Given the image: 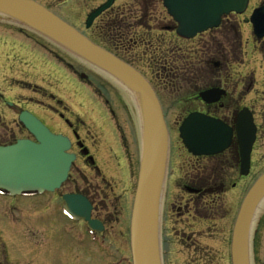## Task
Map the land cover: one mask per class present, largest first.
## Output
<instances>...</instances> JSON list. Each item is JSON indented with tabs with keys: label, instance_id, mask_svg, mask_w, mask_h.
Listing matches in <instances>:
<instances>
[{
	"label": "flooded vegetation",
	"instance_id": "af4514ba",
	"mask_svg": "<svg viewBox=\"0 0 264 264\" xmlns=\"http://www.w3.org/2000/svg\"><path fill=\"white\" fill-rule=\"evenodd\" d=\"M119 1L86 29V21L94 10L91 11L85 20L86 31L79 30L134 67L151 83L164 109L170 137L169 115L163 97L170 86L179 87L181 93L177 102L181 114L175 122L178 132L187 117L194 113L217 120L232 131L230 146L217 155L195 156L182 140L177 152L173 147L170 149L161 215L163 264H233L234 224L242 200L251 187L250 175H241L239 122L241 118L249 120L252 115L257 126L252 167L263 130L257 112L263 105L258 100L257 85L260 80L264 83V38L258 39L254 35L251 16L255 9L264 6V0H250L245 13H231L223 17L218 28L190 40L178 36L176 23L153 0H141L137 7L116 6ZM251 44L256 52L254 57L250 53ZM110 94L115 96L116 105L109 107V101L105 100L107 108H101L103 113L99 112L107 119L102 120L101 125L117 134L122 125L116 121L122 117L121 107L125 104L115 91ZM252 95L257 98L252 99ZM51 99H55L57 105L44 109L51 116L52 124L44 116L41 120L53 133L70 139V153L76 156V161L68 180L52 193L24 197L0 193V260L2 264H11L13 260V264H28L29 259L36 260L35 264H90L86 256L89 255L88 246H92L100 254L108 255L110 259L107 258L105 264H133V204L125 215L113 214L112 202L118 195L119 183L116 187L109 174L119 166L124 177L119 201L124 198L126 203L131 186L125 176L127 171L132 175L135 168L121 157L125 151L135 162L134 145L129 146V137L123 141L116 137L115 141L112 136L101 148L100 136L80 112H74L64 99L59 100L55 95H51ZM24 138L34 140L29 133ZM107 152L115 155L114 162L106 161ZM178 158L184 166L176 164ZM75 170L85 175L83 186L74 178ZM136 172L138 180V161ZM136 188L137 182L133 202ZM70 196L84 198L91 205V219L102 229L90 227L89 222L71 213V208L77 213L83 209L75 204L70 208L66 201ZM24 207L28 210L22 211ZM120 219L129 230L127 244L124 243L116 253L109 231ZM21 228L24 233L19 232ZM33 234L38 247L35 250L30 239ZM199 236L206 238L205 241H200Z\"/></svg>",
	"mask_w": 264,
	"mask_h": 264
},
{
	"label": "water",
	"instance_id": "95a60500",
	"mask_svg": "<svg viewBox=\"0 0 264 264\" xmlns=\"http://www.w3.org/2000/svg\"><path fill=\"white\" fill-rule=\"evenodd\" d=\"M115 1L109 0L93 12L87 20V28ZM163 1L178 24V35L186 39L218 27L224 15L243 13L248 3V0ZM0 16L53 42L137 98L142 119V154L132 213L133 259L134 264H162L160 212L170 139L154 89L132 66L93 43L35 0H0ZM252 23L256 34L263 37L264 6L254 12ZM19 122L36 141L23 139L0 147V188L13 196L26 192H54L67 181L75 161V156L69 153L71 142L65 136L52 133L29 112H22ZM238 130L242 175L248 176L257 132L253 117L241 118ZM179 132L184 145L195 156L219 154L231 143L232 131L227 126L198 114L190 115ZM71 202L84 207V213L79 212L78 216L88 220L87 203L80 198ZM263 202L264 174L254 183L239 211L233 232V264H253L252 229Z\"/></svg>",
	"mask_w": 264,
	"mask_h": 264
},
{
	"label": "rangeland",
	"instance_id": "374dc122",
	"mask_svg": "<svg viewBox=\"0 0 264 264\" xmlns=\"http://www.w3.org/2000/svg\"><path fill=\"white\" fill-rule=\"evenodd\" d=\"M37 1L70 25L75 27L77 25V29L80 28L83 31H86L85 20L88 14L105 2V0ZM153 2L161 9L164 7L162 0H153ZM140 4L141 0H121L116 6L137 7ZM164 11L166 12L165 9ZM4 25L21 28L16 22L0 16V134H8L10 137H15L16 139L28 137L27 131L24 130L19 123V115L23 110L31 112L39 119L44 120V117H46L48 122L52 124L51 116L45 109L49 105H57L55 99H51V95H55L57 99H64V102L69 106L71 105L74 112H80L82 114L87 124H89L92 130L96 131L100 136L101 148L106 145V139H111L112 136L115 141L116 137L118 141H123L129 137L131 141L129 146H131V144L134 145L132 151L134 150L135 153L133 159L135 162L130 160L129 155L125 151L121 160L127 159L128 164L132 163L135 170L132 171V175H129L131 173L127 171L128 175L125 176V179L130 184L129 186H131L128 194V201L126 200V203H124V198H122L121 202L119 201L121 194L120 190L122 189L120 185H122V179L124 178L119 166L116 167V171L109 174L110 180L115 183L116 187L119 183V187H117L119 190H116L118 195L114 196L115 202H112L114 207L111 210L113 214L125 215L127 213V208H130L131 203L133 204L135 184L138 181L136 178L137 161L139 162L142 154V119L137 98L127 89H124L112 80L104 77V75L84 64L53 42L49 40H47L48 42L44 41L41 37L34 35L33 32L29 30L26 31H28L30 35H24ZM250 53L252 57L256 55L252 44L250 46ZM70 65L72 66L71 68L69 67ZM191 69H194V67L190 68V70ZM81 74H85L88 77V81L83 80L80 77ZM257 89L259 90L258 100L263 104L257 111L258 115L260 114L259 122L263 125V130L259 136V142L253 157L254 165L249 176L250 185H253L264 173V100H261L264 98L263 80L259 81ZM112 91L119 94L123 100L122 104H125V107H121L123 108L121 112L122 117H118L116 121L118 125H122L120 129L118 128L117 134L101 125V121L107 119L106 115L102 116L100 113L102 112L101 108H107V105L105 106V100L109 101V107L111 105H116V101L114 103L115 96L110 94ZM179 93V87L170 86L163 95L166 100L165 105H167L169 115L168 122L171 127L170 147H173V151L175 152L178 151L181 145L177 125H175V122L181 114L180 109L177 107V102L181 96V93ZM253 98L256 99L257 96L252 95V99ZM66 103L65 105L67 106ZM102 137L105 140L102 141ZM117 145L116 143V147ZM122 145L125 148V144ZM126 149H128L127 145ZM106 157V161L110 163L114 162L116 159L115 155L111 154V152H107ZM181 161L182 160L178 158L176 164L178 165L180 163V166H184L181 165ZM77 172H79V170H75L74 173L76 174H74V178L79 180L83 186L85 175L83 174V176ZM219 178H223L221 171L219 172ZM47 198H50V196ZM25 210H28V207L22 209V211ZM21 215L22 213L20 216ZM114 223V228L109 231V238L115 244L113 250L118 253V248H121L124 243L127 244L126 236L128 235L129 229L123 219L119 221L116 220ZM35 231L32 232L35 233ZM19 232L24 233L22 228L19 229ZM253 234L256 239L254 242V264H264V203L261 205L256 216ZM30 239L33 242V250H35L37 245L34 234ZM205 239L206 238L200 237V241L204 242ZM88 252L89 255L86 256L88 263H106L105 261L108 255H106L105 252L102 253L100 251V254L96 248L92 246H88ZM11 256L17 258L15 254ZM32 260L33 259H29L28 264H35L36 260L33 262ZM14 262L15 260L11 261V264ZM0 264H2L1 260Z\"/></svg>",
	"mask_w": 264,
	"mask_h": 264
},
{
	"label": "trees",
	"instance_id": "16d2710c",
	"mask_svg": "<svg viewBox=\"0 0 264 264\" xmlns=\"http://www.w3.org/2000/svg\"><path fill=\"white\" fill-rule=\"evenodd\" d=\"M13 138L10 137L8 134H0V146L9 145L13 142Z\"/></svg>",
	"mask_w": 264,
	"mask_h": 264
}]
</instances>
